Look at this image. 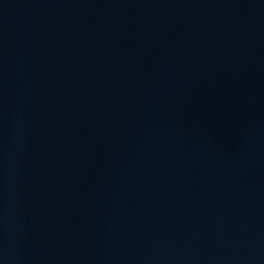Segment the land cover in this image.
<instances>
[{
    "label": "water",
    "instance_id": "95a60500",
    "mask_svg": "<svg viewBox=\"0 0 264 264\" xmlns=\"http://www.w3.org/2000/svg\"><path fill=\"white\" fill-rule=\"evenodd\" d=\"M0 264H264V0H0Z\"/></svg>",
    "mask_w": 264,
    "mask_h": 264
}]
</instances>
